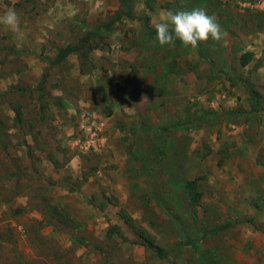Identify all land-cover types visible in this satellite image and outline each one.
<instances>
[{
  "label": "rangeland",
  "instance_id": "374dc122",
  "mask_svg": "<svg viewBox=\"0 0 264 264\" xmlns=\"http://www.w3.org/2000/svg\"><path fill=\"white\" fill-rule=\"evenodd\" d=\"M130 1L0 0V264H264V0ZM195 7L205 59L145 28Z\"/></svg>",
  "mask_w": 264,
  "mask_h": 264
},
{
  "label": "clouds",
  "instance_id": "9594fccd",
  "mask_svg": "<svg viewBox=\"0 0 264 264\" xmlns=\"http://www.w3.org/2000/svg\"><path fill=\"white\" fill-rule=\"evenodd\" d=\"M20 24V17L13 8L0 13V26L10 32L19 33ZM153 27L155 41L160 46L169 45L178 39L185 47L194 49L199 42H206L209 38L219 42L226 35L216 18L200 7L177 12L161 10Z\"/></svg>",
  "mask_w": 264,
  "mask_h": 264
},
{
  "label": "trees",
  "instance_id": "16d2710c",
  "mask_svg": "<svg viewBox=\"0 0 264 264\" xmlns=\"http://www.w3.org/2000/svg\"><path fill=\"white\" fill-rule=\"evenodd\" d=\"M119 1L125 7V10L120 11L119 12V15L120 16L121 15H125L128 18H134V14H133L132 7H131V1L130 0H119ZM143 21H144L146 30L149 33L155 35V30L150 29V27L148 26V18L147 17H143ZM174 42L177 43V44L183 45L182 42L179 41L178 39L175 40ZM194 49L197 51L198 55L201 58L205 59L204 52L201 49V47H200L199 44ZM76 51H77V49L75 47H67L66 49L61 50L60 53H59V55H58V58L55 59L54 61H50L48 63L49 68L54 67V66L60 64L63 60H65V58H66L67 55H69L71 53H74ZM252 56H253L252 53H247V55L245 56V58L243 60V64H247L251 60ZM238 223H239V221H237V220L236 221H233V222H225L224 224H222L219 227L212 228V229H208V230L204 231L203 236H205L207 233L216 234L219 231H222V230H225V229H228V228H232L234 225H236ZM111 233H112V228L109 229V231H108V234H111ZM155 251H157V253L160 256H163V254L161 253V251L159 249H155Z\"/></svg>",
  "mask_w": 264,
  "mask_h": 264
}]
</instances>
